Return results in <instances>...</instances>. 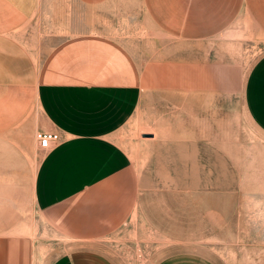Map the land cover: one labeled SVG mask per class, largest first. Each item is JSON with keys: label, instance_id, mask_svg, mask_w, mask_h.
Segmentation results:
<instances>
[{"label": "crops", "instance_id": "0c3cea01", "mask_svg": "<svg viewBox=\"0 0 264 264\" xmlns=\"http://www.w3.org/2000/svg\"><path fill=\"white\" fill-rule=\"evenodd\" d=\"M41 1L0 0V264H217L186 250L157 262L124 259L116 250L124 239L139 249L155 231L146 165L133 163L120 133L153 109L157 92L186 100L194 79L201 96L203 46L222 52L240 42L239 30L244 41L264 37V0H163L160 9H146L145 42L132 16L114 21L116 9H69L65 22L47 30L36 20ZM61 26L66 32L54 30ZM242 103L264 133V51L242 81ZM36 130L60 138L37 146L32 228L21 210L20 175L23 143Z\"/></svg>", "mask_w": 264, "mask_h": 264}, {"label": "rangeland", "instance_id": "374dc122", "mask_svg": "<svg viewBox=\"0 0 264 264\" xmlns=\"http://www.w3.org/2000/svg\"><path fill=\"white\" fill-rule=\"evenodd\" d=\"M162 5L163 0H42L36 20L50 30L51 23L66 21L69 9L80 14L82 9H116L114 21L132 16L142 41L146 9ZM54 30L66 32L63 26ZM154 33L161 39L157 29ZM234 36L240 42L223 45L222 52L210 42L203 46L201 96L194 94V79L187 82L186 100L179 92L162 90L154 96L153 109L122 127L120 138L133 163L146 165L142 180L155 226L154 235L139 240V249L124 239L123 250L122 244L116 248L124 259L157 262L186 250L217 264H264V133L242 103V81L264 51V37L255 33L244 41L242 30ZM36 131L23 143L27 162L20 175L21 210L32 228Z\"/></svg>", "mask_w": 264, "mask_h": 264}, {"label": "built area", "instance_id": "2783aa9c", "mask_svg": "<svg viewBox=\"0 0 264 264\" xmlns=\"http://www.w3.org/2000/svg\"><path fill=\"white\" fill-rule=\"evenodd\" d=\"M35 136L38 145L43 148L50 147L53 142H56L60 138L59 133L53 130H37Z\"/></svg>", "mask_w": 264, "mask_h": 264}]
</instances>
